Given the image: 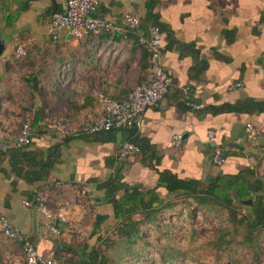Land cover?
Here are the masks:
<instances>
[{
    "label": "crops",
    "instance_id": "0c3cea01",
    "mask_svg": "<svg viewBox=\"0 0 264 264\" xmlns=\"http://www.w3.org/2000/svg\"><path fill=\"white\" fill-rule=\"evenodd\" d=\"M97 1L96 15L118 27L123 25L125 13L138 16L140 21L147 13V0ZM63 10V0H0V40L4 44L0 57V141L7 142V148L0 150V261L4 264H23L24 256L21 245L2 235L1 218L20 229L38 253L69 264L71 259L84 256L80 246L85 243L81 244L83 238L76 230L85 229L90 235L92 217L113 224L111 206L101 202L104 193L96 190V181L111 178L117 171L125 183L145 188L156 185V171L207 181L218 174L235 175L253 168L264 153V113L212 115L204 109L247 98L264 99V0H157L154 12L176 41L172 49L165 50L162 34L163 50L156 59L171 83L165 98L145 110L140 128L135 129L137 137L133 138L145 151L123 162L116 155L128 133L80 136L74 131L102 115L101 96L122 101L145 78L149 64L143 68L144 51L121 31L112 37L102 34L83 40L61 31L52 41L51 15ZM49 42L57 44L54 61L62 66L60 87L58 78L54 83L43 80L49 66L44 67L46 57L41 58ZM17 44L28 46L33 70L23 64L28 72L19 71ZM44 81L53 87L49 96L61 91L62 107H49L52 98L40 90ZM234 84L241 86L231 89ZM46 98L45 104H40ZM188 103L202 108L193 110ZM35 112H39L40 121L31 126L30 145L16 147L20 119L30 123ZM45 114L58 117V123ZM179 134L183 144L175 148L171 142ZM66 136L72 137L61 147L60 163L53 166L49 179L34 181L38 167L30 153L45 158L48 149ZM214 146L227 154L220 168L211 161ZM44 189L50 209L62 214L55 223V234L47 229V220L35 206L24 205L36 191ZM76 191L86 197L84 217L71 205Z\"/></svg>",
    "mask_w": 264,
    "mask_h": 264
},
{
    "label": "trees",
    "instance_id": "16d2710c",
    "mask_svg": "<svg viewBox=\"0 0 264 264\" xmlns=\"http://www.w3.org/2000/svg\"><path fill=\"white\" fill-rule=\"evenodd\" d=\"M156 4L157 0L146 1L147 13L140 21L138 33H130L126 36L132 37L134 43H138V35H146L149 27L157 26L161 35L165 36V50H170L176 41L172 31L160 22L159 14L154 12ZM153 59L154 56L144 49L143 68H148L149 61ZM185 102V100L181 101L182 105H185ZM204 109L212 115L229 112L260 114L264 113V99L247 98L232 105L211 106ZM39 121V112H35L29 123L30 128ZM115 131L128 133L124 141L137 145L141 154L145 151L143 144L133 138L137 137L135 129L111 130L107 133ZM71 137L66 136L61 143L51 146L45 158L30 153L33 159L35 158L34 165L38 167V174L33 177L34 181L49 179L53 166L60 163L61 147L66 145ZM226 155L224 152L225 157ZM156 173L158 179L153 188L129 185L123 181L119 171L111 178L95 182L96 190L104 193L101 202L111 206L113 227L107 235L98 233V228L105 220L99 222L95 219L93 230L89 235L93 241L86 242L81 248L84 252L83 257H79L76 261L71 259L69 264H186L187 262L220 264L222 259L228 264H264V182L256 177L254 168L243 169L235 175L218 174L207 181L180 179L170 171H156ZM248 197L251 199H246ZM245 201H250L251 205H245L248 212L240 214L239 208ZM190 205L200 207L218 227L217 235L208 243L209 256L213 258V262L207 260L205 254L193 255L197 246L195 248L192 244L200 237L199 231L194 227H191V240H189L192 250L167 245L156 252V259H151L146 251L152 244L143 238V230L148 226L160 225L162 217L177 207L188 208ZM170 233L169 230H165L162 235L167 237Z\"/></svg>",
    "mask_w": 264,
    "mask_h": 264
},
{
    "label": "built area",
    "instance_id": "2783aa9c",
    "mask_svg": "<svg viewBox=\"0 0 264 264\" xmlns=\"http://www.w3.org/2000/svg\"><path fill=\"white\" fill-rule=\"evenodd\" d=\"M64 10L55 12L50 18L49 35L56 41L61 31L68 33L70 37L83 40L91 36L107 35L112 37L118 31L125 35L139 31L140 19L138 16L125 13L123 15V25L118 27L113 22L96 15L98 9L97 0H63ZM138 45L141 50L147 49L154 59L149 61L148 74L143 78L122 101H115L108 96H101L99 103L102 106V115L85 126L74 131L77 135H96L109 132L111 130H132L138 129L141 125L142 114L148 108L156 107L165 98L170 87V78L167 72L160 67L155 57H158L163 46L161 43V33L157 26H151L146 35H138ZM16 51L19 55H25L22 46H17ZM241 84H234L231 89L240 87ZM191 109L200 110L201 105L188 103ZM246 131L252 139L255 135L251 127ZM213 133L209 132L212 140ZM32 141V131L29 123L21 125L19 132L14 140L16 147H27ZM183 144L182 135L174 136L171 145L180 148ZM7 148V142L0 141V150ZM224 149L214 146L212 152V164L220 168L226 161ZM141 155L137 145L128 141H123L119 145L117 160L123 162ZM48 191H36L31 201H25L27 207L35 206L37 210L47 220V229L51 234L57 233L55 223L61 220V212L50 209L48 201ZM2 235L22 246L24 262L23 264H59L53 258L47 257L37 252L36 248L27 240L23 232L11 226L5 218H1ZM0 264H4L0 261Z\"/></svg>",
    "mask_w": 264,
    "mask_h": 264
},
{
    "label": "rangeland",
    "instance_id": "374dc122",
    "mask_svg": "<svg viewBox=\"0 0 264 264\" xmlns=\"http://www.w3.org/2000/svg\"><path fill=\"white\" fill-rule=\"evenodd\" d=\"M5 42L7 41L5 40ZM56 45L57 44L49 42L48 46L45 47L44 56L41 58V61H43V59H45L46 57V60L42 62V64L44 67L49 66L48 68H46L49 70L48 74L43 78V80L44 79L47 80L48 83L50 82L54 83V80L58 78L57 84H58V87H60L61 84H59V82L62 76V71H61L62 66H57L54 61V56H56V53H57ZM17 46L23 47L22 44H17L15 45V48H17ZM23 49L24 51L26 49V51L30 53L28 54L25 51V55L24 56L20 55V59H18L17 61L19 62V66H18L19 71L26 73L28 72V70L25 68L24 65H26L27 67L33 70V65H35V63L29 57V55H32V54L28 46H24ZM135 58L137 60V57ZM136 64L140 65V62L138 61L136 62ZM45 71L46 70H44V74L46 73ZM42 87L43 88L40 90L41 92H43L44 96L46 95V97L52 98V100L50 101L51 105L49 107L52 108L55 105L56 106L60 105V107H62L61 96H60L61 91L58 89V91H56L57 93L56 95L49 96L50 91L52 90L53 87H50L45 81ZM46 90H47V93L45 94ZM45 100H47V98L44 99V101H40V104L41 103L45 104L46 102ZM45 116L47 119L49 120L51 119L52 121L53 119H56L57 120L56 123H58L59 121L58 117L52 118L51 114H45ZM26 120L28 119L21 118L20 125L27 123ZM253 168H254L256 177L260 179L262 182H264V156L263 155L261 156L259 160L256 161ZM253 198L254 197H252V199ZM246 199H251V197H248ZM85 200H86V197L83 196L81 191H76L75 194H72L71 205L72 204L76 205L75 208L76 210H79V212H81L82 217L85 216V208H87ZM246 212H248V209L245 205L239 208L240 214H245ZM98 215H101V214H98ZM94 220H95V217H92L90 225L93 226ZM100 222H103V221H100ZM92 226L91 228H93ZM82 227L83 228L85 227L84 224H82ZM112 227L113 226L111 225H105L103 222L97 231L98 233L107 235L111 232ZM191 227L196 228L200 234V237L198 238L197 242L192 244L195 248L197 246V250L194 252L193 255H195L196 253L200 255L205 254L204 257L212 263L213 258L209 256L210 251H209L208 243L210 240L214 238V236L217 235L218 227L212 220H210V218L203 212V210L200 207H194L193 205H190L188 208L179 206L174 211L166 213L162 217V222L160 225L158 224L156 227L148 226L143 230L142 232L143 238L147 240V242H150L152 244L151 247L147 248L146 254L149 257H151V259H156L157 258L156 252L158 250H161L163 246L165 247L167 245H175L176 247H180L182 249L192 250L189 246V240H191V236H190ZM165 230H169V232H171L169 236L167 237L165 235H162ZM76 232H78V235L81 236V238H83L81 244L89 242V239H90L89 233H88L89 231H85V229H81V230H76ZM80 247H83V245ZM243 253H247V252L243 251ZM186 264H190V262H187ZM220 264H228V262L225 259H222L220 261Z\"/></svg>",
    "mask_w": 264,
    "mask_h": 264
},
{
    "label": "water",
    "instance_id": "95a60500",
    "mask_svg": "<svg viewBox=\"0 0 264 264\" xmlns=\"http://www.w3.org/2000/svg\"><path fill=\"white\" fill-rule=\"evenodd\" d=\"M3 52H4V44H3V42L0 40V57H1V55L3 54ZM157 59V57H155V60ZM244 203V205H251V202L250 201H245V202H243ZM102 218L101 217H98L97 218V220H101Z\"/></svg>",
    "mask_w": 264,
    "mask_h": 264
}]
</instances>
